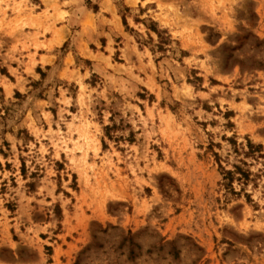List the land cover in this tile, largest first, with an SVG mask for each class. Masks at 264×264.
Returning a JSON list of instances; mask_svg holds the SVG:
<instances>
[{"label":"rangeland","instance_id":"374dc122","mask_svg":"<svg viewBox=\"0 0 264 264\" xmlns=\"http://www.w3.org/2000/svg\"><path fill=\"white\" fill-rule=\"evenodd\" d=\"M0 264H264V0H0Z\"/></svg>","mask_w":264,"mask_h":264},{"label":"crops","instance_id":"0c3cea01","mask_svg":"<svg viewBox=\"0 0 264 264\" xmlns=\"http://www.w3.org/2000/svg\"><path fill=\"white\" fill-rule=\"evenodd\" d=\"M111 13L113 14V10L111 11Z\"/></svg>","mask_w":264,"mask_h":264},{"label":"trees","instance_id":"16d2710c","mask_svg":"<svg viewBox=\"0 0 264 264\" xmlns=\"http://www.w3.org/2000/svg\"><path fill=\"white\" fill-rule=\"evenodd\" d=\"M229 174H232L231 172H228Z\"/></svg>","mask_w":264,"mask_h":264}]
</instances>
